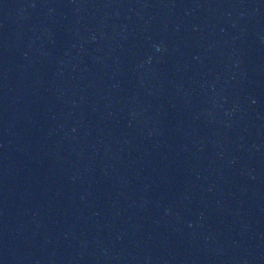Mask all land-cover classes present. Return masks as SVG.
<instances>
[{"label": "water", "instance_id": "95a60500", "mask_svg": "<svg viewBox=\"0 0 264 264\" xmlns=\"http://www.w3.org/2000/svg\"><path fill=\"white\" fill-rule=\"evenodd\" d=\"M0 264H244L221 0H0Z\"/></svg>", "mask_w": 264, "mask_h": 264}]
</instances>
